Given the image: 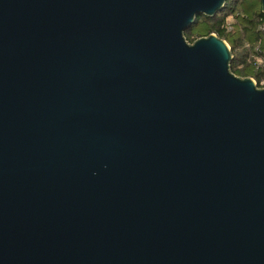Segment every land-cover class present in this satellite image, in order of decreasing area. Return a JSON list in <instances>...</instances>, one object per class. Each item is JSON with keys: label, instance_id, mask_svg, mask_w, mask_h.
Instances as JSON below:
<instances>
[{"label": "water", "instance_id": "95a60500", "mask_svg": "<svg viewBox=\"0 0 264 264\" xmlns=\"http://www.w3.org/2000/svg\"><path fill=\"white\" fill-rule=\"evenodd\" d=\"M224 3L0 0V264H264V87L183 36Z\"/></svg>", "mask_w": 264, "mask_h": 264}, {"label": "trees", "instance_id": "16d2710c", "mask_svg": "<svg viewBox=\"0 0 264 264\" xmlns=\"http://www.w3.org/2000/svg\"><path fill=\"white\" fill-rule=\"evenodd\" d=\"M228 17L232 18V22L227 26ZM263 23L264 17L259 11L257 0H225L220 12L211 18L198 16L183 36L190 43L198 37L214 34L229 47L231 73L237 77H252L258 82L262 74L254 70L251 56L264 57V39L258 29ZM226 26L229 27L228 31ZM192 35H195L194 39ZM257 45L259 50L254 51Z\"/></svg>", "mask_w": 264, "mask_h": 264}, {"label": "built area", "instance_id": "2783aa9c", "mask_svg": "<svg viewBox=\"0 0 264 264\" xmlns=\"http://www.w3.org/2000/svg\"><path fill=\"white\" fill-rule=\"evenodd\" d=\"M226 25L228 26V24L226 23ZM225 27L226 30H229V27ZM258 29L261 31V35L262 38L264 39V23L262 25L258 26ZM258 45L255 46L254 51H258ZM264 52V50H263ZM264 54V53H263ZM252 65L254 67V70L256 71H260L262 74V77L260 78V80L257 82L254 78L249 77L252 79V81L254 82V84L256 85L257 88H263L264 87V57L261 56H256V55H252Z\"/></svg>", "mask_w": 264, "mask_h": 264}, {"label": "rangeland", "instance_id": "374dc122", "mask_svg": "<svg viewBox=\"0 0 264 264\" xmlns=\"http://www.w3.org/2000/svg\"><path fill=\"white\" fill-rule=\"evenodd\" d=\"M258 2V1H257ZM232 22V18H230V17H228V18H226V23L227 24H230ZM191 38H195V35H192V37Z\"/></svg>", "mask_w": 264, "mask_h": 264}]
</instances>
